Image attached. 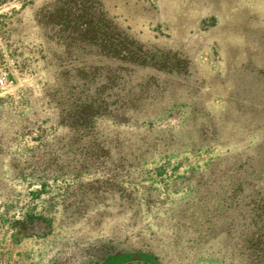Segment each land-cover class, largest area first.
<instances>
[{"label": "rangeland", "instance_id": "1", "mask_svg": "<svg viewBox=\"0 0 264 264\" xmlns=\"http://www.w3.org/2000/svg\"><path fill=\"white\" fill-rule=\"evenodd\" d=\"M58 1L0 3V264H264V0H103L143 67Z\"/></svg>", "mask_w": 264, "mask_h": 264}, {"label": "trees", "instance_id": "2", "mask_svg": "<svg viewBox=\"0 0 264 264\" xmlns=\"http://www.w3.org/2000/svg\"><path fill=\"white\" fill-rule=\"evenodd\" d=\"M5 1L0 0V3ZM53 6V9L49 11L50 18L52 21H59V25H62L61 37L63 39H66V33L71 32L70 36H77L82 44L100 48L105 56L111 59L138 67L144 66V61L137 54L140 47L135 48L139 41L108 16L103 0H59ZM171 53L161 52L157 56L162 58L170 56ZM122 258H124L123 262H116L113 258L114 264H125L135 260L130 255ZM141 259L149 264H158L151 256H144Z\"/></svg>", "mask_w": 264, "mask_h": 264}, {"label": "water", "instance_id": "3", "mask_svg": "<svg viewBox=\"0 0 264 264\" xmlns=\"http://www.w3.org/2000/svg\"><path fill=\"white\" fill-rule=\"evenodd\" d=\"M134 258H135V260H139L141 257L140 256H135Z\"/></svg>", "mask_w": 264, "mask_h": 264}]
</instances>
